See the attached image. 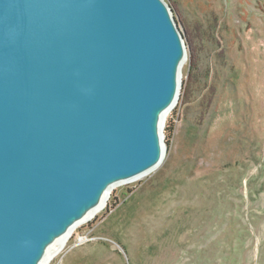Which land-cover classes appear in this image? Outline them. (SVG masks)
Here are the masks:
<instances>
[{"label": "water", "instance_id": "water-1", "mask_svg": "<svg viewBox=\"0 0 264 264\" xmlns=\"http://www.w3.org/2000/svg\"><path fill=\"white\" fill-rule=\"evenodd\" d=\"M187 57L164 0H0V264L162 165Z\"/></svg>", "mask_w": 264, "mask_h": 264}, {"label": "rangeland", "instance_id": "rangeland-1", "mask_svg": "<svg viewBox=\"0 0 264 264\" xmlns=\"http://www.w3.org/2000/svg\"><path fill=\"white\" fill-rule=\"evenodd\" d=\"M183 36L162 165L49 264H264V0H164Z\"/></svg>", "mask_w": 264, "mask_h": 264}, {"label": "bare ground", "instance_id": "bare-ground-1", "mask_svg": "<svg viewBox=\"0 0 264 264\" xmlns=\"http://www.w3.org/2000/svg\"><path fill=\"white\" fill-rule=\"evenodd\" d=\"M156 170L152 171V172H148L146 174L143 175H138L132 178H128V179H123L120 181L115 182L111 188L109 189L108 193L105 194L104 196H102L101 200L99 201V203L92 207L91 209H89L88 211H86L84 213V215L77 221H75V223L72 225V227L68 230L67 234L58 237L57 239H55V242L53 243V245L49 248V261L48 264L51 262V260L57 256L59 253H61V251L63 250V248L65 247V245L67 244V242L70 240V238L72 237L74 231L81 227L82 225L90 222L99 212H101L103 209H105V207L107 206V202L109 200V197L111 195V193L114 191V189L120 187V186H124L127 184H131L134 183L136 181H139L147 176H149L150 174L154 173Z\"/></svg>", "mask_w": 264, "mask_h": 264}, {"label": "trees", "instance_id": "trees-1", "mask_svg": "<svg viewBox=\"0 0 264 264\" xmlns=\"http://www.w3.org/2000/svg\"><path fill=\"white\" fill-rule=\"evenodd\" d=\"M173 134V123L170 121V124L166 128V143L170 146V140Z\"/></svg>", "mask_w": 264, "mask_h": 264}]
</instances>
